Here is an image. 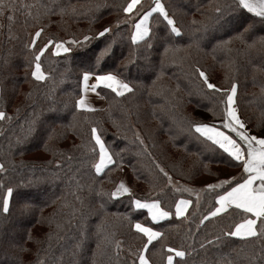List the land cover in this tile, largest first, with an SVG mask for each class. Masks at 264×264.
Instances as JSON below:
<instances>
[{
  "label": "trees",
  "instance_id": "trees-1",
  "mask_svg": "<svg viewBox=\"0 0 264 264\" xmlns=\"http://www.w3.org/2000/svg\"><path fill=\"white\" fill-rule=\"evenodd\" d=\"M163 2L182 37L170 38L166 22L156 14L150 21L153 34L148 48L143 42L131 44L132 28L124 23L104 37L95 35L109 26L102 23L106 15L113 13L116 20L123 16L127 0H4L12 7L0 10V111L11 119L0 121V164L5 168L0 172V201L8 187L14 191L9 212L0 213V264H138L136 254L147 239L132 227L137 222L161 233L145 251L152 264L159 260L165 264L168 248L187 253L183 258L175 255L173 264H219L224 259L253 264L251 257L260 248V239L245 243L227 238L226 243L222 236L223 230L239 220L237 210L200 224L214 208L216 192H222H209L206 185L241 176H222L224 171L231 173L240 167L220 162L227 154L199 137L190 123L199 118L228 133L218 123L225 97L221 92H209L196 71L215 69L208 72L212 80L220 79L214 82L217 87L227 90L237 83L236 101L246 129L264 137V24L240 12L235 14L232 31L218 30L214 8L232 0ZM42 5L54 8L57 14L44 15ZM60 8L65 9L63 16ZM37 12L41 13L39 21ZM249 23L252 27L244 38H236L241 25ZM37 27L44 28L37 50L49 38L79 40L86 34L93 38L85 47H73L70 53L58 56L52 54L50 45L40 61L48 78L37 82L31 76L34 54L25 47ZM208 35L211 42L202 46V38ZM229 37L226 47H215ZM108 43L111 51L97 66L96 57ZM89 68L117 74L134 91L117 97L99 87L106 101L104 109L77 110L82 75ZM32 120H36V131L29 133ZM93 126L114 159L99 175L92 167L98 157L91 140ZM137 132L143 144L136 139ZM65 139L80 145L69 149ZM39 154L44 158L37 157ZM122 165L131 170L132 192L112 199L104 193L118 184ZM204 179L208 181L199 183ZM187 184L197 186L198 208ZM132 198L159 200L171 216L152 224L144 210L132 206ZM181 198L191 204L186 216L176 218L174 206ZM216 236L221 237L219 242L201 247Z\"/></svg>",
  "mask_w": 264,
  "mask_h": 264
},
{
  "label": "snow or ice",
  "instance_id": "snow-or-ice-1",
  "mask_svg": "<svg viewBox=\"0 0 264 264\" xmlns=\"http://www.w3.org/2000/svg\"><path fill=\"white\" fill-rule=\"evenodd\" d=\"M141 0H127V3L122 7V11L125 14L124 20H117L115 27L118 30L122 23L129 24L132 28L130 33V40L133 46H139L143 42L148 48L151 47L152 29L149 23V18L153 13H159L163 20L166 22L167 32L170 34V38H181L182 30L177 26L173 17H170L161 3V0H153V6H150L147 10L140 11L139 6ZM4 7L11 8V5H5L4 0H0V10ZM29 9L33 5H26ZM44 8V15L57 14L54 8L42 5ZM99 8V5H97ZM72 12L75 14L76 10L73 8ZM216 27L220 31L229 32L233 30L234 24L237 22L236 13L244 12L251 15V17L257 18L258 22L264 24V0H232L231 4L220 5L217 4L214 8ZM59 14L63 16L65 9L60 8ZM32 15L31 11L28 13ZM40 12H37L35 19L39 21ZM8 19L11 21L12 16ZM193 23H196L193 21ZM252 24L241 25L240 30L236 33V38L243 39L244 34L249 32ZM112 25L105 26L99 30L95 35L97 38L104 37L106 34L112 32ZM44 31L43 27H37L36 31L31 34L30 40L25 44V47L33 52L32 71L31 76L37 82H44L48 78L46 73L41 68V56L50 45L54 47L51 49L53 55H60L61 53H70L73 47H85L91 40L92 36L83 35L82 39H71L68 41L55 40L49 38L46 43L39 47L37 50V39L41 37ZM119 33L117 32V35ZM232 37L228 40H219L215 47H226ZM198 45V42H196ZM111 43L106 44L105 48L101 51L100 55L96 57V64L99 66L101 59L104 55L111 51ZM165 51H168L166 48ZM199 73L200 80L203 85L208 89L215 92H221L224 94L225 99L221 101L223 105V117L221 125L223 129H227L228 133H235L234 138L232 135L221 130L220 127L215 124L205 123L195 118L190 123V128L195 133L199 134L205 141L211 142L212 145L218 146L222 149L223 153L227 154V158L223 159L222 163L229 167H242L241 178L235 177L218 180L216 183H209L206 185V190L209 192H215L217 189H221L222 192H216L215 206L209 210L207 215L203 216L200 220V224H204L205 221L210 218H215L221 214H227L230 210H237L239 220L234 222L233 226L227 230L222 231V236L225 238V242H229L227 238H235L245 243L251 241L253 238L260 239L261 246L258 251H253L251 261L253 264H264V137H258L251 134L246 129V123L239 114L236 97L238 94V85L236 82L231 84L230 89H221L215 84L211 83L208 76L203 70L196 69ZM94 77L95 82L89 84V80ZM100 86L110 89L117 97H122L125 93H131L134 91L130 82L121 79L117 74L113 72L98 73L89 68L83 72L81 81V95L75 102L77 110L95 111L91 108L86 101L85 91L91 90L93 92ZM264 92V88L261 89ZM213 115H218L213 112ZM11 117H6L4 111H0V121ZM29 133L36 131V120L29 121ZM97 127L91 128V140L95 142V146L99 149V158L95 160L92 167L97 175L101 174L105 168L114 163L113 155L109 152L105 146ZM51 138V136L49 137ZM238 138V139H237ZM136 139L143 144V140L139 134L136 135ZM45 149L47 150V141H45ZM147 151V149H145ZM235 162V163H233ZM156 167L165 176L168 174L164 169L155 161ZM5 168L3 164H0V172H4ZM171 182V177H169ZM227 187L225 188V186ZM79 187V185H78ZM14 189L8 187L6 193L2 196L0 201V213L7 214L10 208V197L13 194ZM75 194V193H73ZM106 196H110L112 199H116L120 196L131 195V189L123 182L120 181L110 193H104ZM80 198L77 196V200ZM199 200V194H197ZM27 204V202H25ZM131 204L135 209H146L148 216L153 222L163 220L171 215V212L161 207L159 200H144L137 198L131 199ZM190 201L178 200L175 203V215L177 218L184 217ZM75 209H73V214ZM259 221V225H258ZM58 228L62 227L57 225ZM137 233H142L147 238V243L143 245V248L136 254L138 256V264H149V260L145 257V249L152 243L157 237L161 235L160 232L153 230L151 227L144 226L137 222L132 225ZM51 238V236H49ZM221 240L220 236H216L211 240H205L201 244V247L205 245H212ZM77 249L80 248V244L77 243ZM117 248H119V242H117ZM169 253L174 252L177 257L183 258L187 253L185 251L168 248ZM39 264H44L40 261ZM167 264H173V257L169 255L167 257ZM219 264H233L231 260L224 259Z\"/></svg>",
  "mask_w": 264,
  "mask_h": 264
},
{
  "label": "rangeland",
  "instance_id": "rangeland-1",
  "mask_svg": "<svg viewBox=\"0 0 264 264\" xmlns=\"http://www.w3.org/2000/svg\"><path fill=\"white\" fill-rule=\"evenodd\" d=\"M161 3L164 5V7H165V9H166V11H167V13H168V15L170 16V17H172L171 16V13H170V10H168L167 9V6L164 4V2H163V0H161ZM150 6H153V0H141V4H140V6H139V10L140 11H144V10H147ZM156 14H159L158 12L157 13H153V15H152V17H150L149 18V23H150V21H152V19H153V17H154V15H156ZM116 17H118V16H116V15H114L113 13H111V14H109V15H106L105 16V18H103V20H102V23L104 24V25H111L112 24V26L113 27H115V23H116V21L117 20H124L125 19V14H123V16L121 17V18H119V19H117L116 20ZM163 18V17H162ZM173 18H174V16H173ZM161 20H163V19H161ZM164 21V20H163ZM158 22V24H160V21H157ZM123 24V23H122ZM157 23H155V25H156ZM177 24V23H176ZM128 26L129 27H131L129 24H128ZM177 26H178V24H177ZM179 27V26H178ZM50 31H54L53 29H47V32H50ZM217 30H215L214 32H216ZM218 36H221V35H218ZM201 45L202 46H205L206 44H208L209 42H211V36L210 35H208V36H205L204 38H202V40H201ZM50 47V46H49ZM54 46L52 45V48H53ZM52 54H53V52H52ZM62 54V53H61ZM60 54V55H61ZM54 56H58V55H54ZM206 70H207V72L205 71V73H206V75L208 76V78H209V80H210V82L211 83H213V84H215L214 82H216V81H219L220 79H216V80H212L211 78H212V75H211V73H209V72H214L215 71V69L214 70H212V69H208V68H206ZM209 71V72H208ZM89 84H92V82H88ZM207 89V88H206ZM208 90V89H207ZM209 92H212V93H217V92H214V91H212V90H208ZM84 95H85V101L86 102H88V101H95V99L96 98H98V97H100V98H103L104 99V97L101 95V93L99 92V90L98 89H96V91L95 92H93V91H91V90H88V91H85L84 93H83ZM221 96H224V94L223 93H221ZM79 99V98H78ZM104 101H105V99H104ZM105 105H106V101H105ZM105 105H104V107H105ZM104 107L102 108V109H104ZM212 108V107H211ZM102 109H96V110H102ZM218 123H220V125H221V121L220 122H218ZM140 132H137V134H139ZM251 134H254V135H257V134H255V133H252V132H250ZM233 134V136H234V138H235V133H232ZM139 136H140V134H139ZM258 137H262V136H260V135H257ZM142 139V138H141ZM238 139V138H237ZM67 142V143H66ZM65 145L67 146V147H70L69 149H72V146H74V145H80V144H76V143H74L73 141H70V140H68V139H65ZM144 143V142H143ZM70 145H72V146H70ZM77 152V151H76ZM46 156V155H45ZM37 157H39V158H44V156L43 155H41V154H39ZM98 158H99V149H98V157H97V160H98ZM124 167H127L129 170H130V168L127 166V165H122L120 168H119V172H122V168H124ZM224 171V170H223ZM241 172H242V167H240L239 168V170H235V171H232L231 173H228V172H226V171H224V173H222V176L226 173V176H229V175H234V176H237V175H239V176H241ZM130 173H131V170H130ZM132 177V176H131ZM189 177V173L188 172H186L185 173V175H184V178L185 179H187ZM120 178H121V176H120ZM208 180H202V181H199V183H205V182H207ZM120 182V179H119V181H118V183ZM186 189L187 190H189L188 192L190 193V195L194 198V203H195V205H197V208L199 207V204H200V199H201V196L199 195V200L197 199V192H198V190H197V186H195V185H189V184H187L186 186ZM131 192H132V185H131ZM125 196V195H124ZM21 199H23V197H20ZM33 199V201H35L34 200V198H32ZM137 210V209H136ZM188 212V211H187ZM174 214H175V212H174ZM187 214V213H186ZM171 216V215H170ZM170 216L168 217V218H170ZM186 216V215H185ZM176 217V216H175ZM167 218V219H168ZM177 218V217H176ZM148 220H149V222L150 223H152V224H157V223H160V222H152L149 218H148ZM163 221H165V220H163ZM163 221H161V222H163ZM154 230V229H153ZM156 231V230H155ZM142 234V233H141ZM146 238V237H145ZM12 240V238L10 239V241ZM149 248V247H148ZM147 249H145L144 251H146ZM166 252H168V251H166ZM168 255H171L172 257H173V262H174V259H175V253L174 252H172V253H169L168 252ZM147 255L145 254V257H146ZM147 259V258H146ZM161 262V260H159V262H158V264ZM10 264V263H9ZM149 264H152V263H150L149 262ZM165 264H167V259H166V262H165Z\"/></svg>",
  "mask_w": 264,
  "mask_h": 264
},
{
  "label": "crops",
  "instance_id": "crops-1",
  "mask_svg": "<svg viewBox=\"0 0 264 264\" xmlns=\"http://www.w3.org/2000/svg\"><path fill=\"white\" fill-rule=\"evenodd\" d=\"M63 54V53H62ZM90 82L94 83L95 80H94V77L91 78L89 80ZM100 87H103V86H100ZM99 88V87H98ZM97 88V89H98ZM110 90V89H109ZM89 106H91V108L93 109H102L105 105V101L103 98H96L95 101H88L86 102ZM120 181H123L130 189H131V185H132V177H131V173H130V170L127 168V167H124L122 168V172H121V178H120ZM183 200H187V199H184V198H181ZM179 199V200H181ZM189 201V200H188ZM191 204V203H190ZM190 204L188 206V209L190 207ZM141 210H144L146 213H147V210L146 209H141ZM188 211V210H187ZM186 211V213H187ZM174 212H175V206H174ZM185 213V215H186ZM147 216H148V213H147ZM176 216V215H175ZM148 218L151 220V218L148 216ZM167 218L163 219V220H166ZM163 220H159V221H156V222H161ZM152 221V220H151ZM153 222V221H152ZM147 239V238H146ZM154 241V240H153Z\"/></svg>",
  "mask_w": 264,
  "mask_h": 264
}]
</instances>
